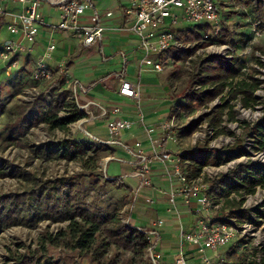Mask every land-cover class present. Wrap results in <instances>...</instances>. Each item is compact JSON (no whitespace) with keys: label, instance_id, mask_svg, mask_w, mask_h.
Returning a JSON list of instances; mask_svg holds the SVG:
<instances>
[{"label":"built area","instance_id":"built-area-1","mask_svg":"<svg viewBox=\"0 0 264 264\" xmlns=\"http://www.w3.org/2000/svg\"><path fill=\"white\" fill-rule=\"evenodd\" d=\"M49 1H52L59 11V21L56 23L49 22L43 15L41 0H0V27L5 25L9 33V37L0 43V63L5 64L8 75L12 74L13 67L25 66L30 72V78L35 81V83L24 85L18 92L17 97L21 102H34L44 94L42 95L44 104L51 106L57 93L64 88L68 89L70 93L67 103L75 104L87 113L86 116L70 122L68 129L77 123L81 125L82 131L87 132V123L99 118L105 119L110 137L95 139L98 144L110 146L118 144L114 138L136 122L129 116L130 113L121 101L133 102V112L139 115L138 121L144 127L150 128L145 120L141 95V81L148 77H142V73L164 71V64L159 57L161 53L173 49L190 48L200 42L209 43L206 46L208 53L233 58L235 52L233 42L228 39L227 42L219 43L217 38L226 28L238 31L241 21L239 17L245 20L247 30L251 34L249 41H256L264 36V17L261 13V8L264 9V0H127L125 8L127 28L137 40L135 51H140L142 54L141 76L138 81L126 76L121 78L118 88L121 98L109 100L111 106L109 113L107 108H98L93 100L83 98L84 95H88L90 85L70 77L66 58L62 62L54 59L60 44V39L56 36L58 32H67L71 37L78 39L84 47H88L103 38L106 26L101 23L97 13L92 17L93 22L85 17L86 12L94 8L91 0ZM188 22L196 23L193 28H198L201 32L200 40L184 39L180 30L186 32L189 28L175 27L179 23ZM44 28L49 31L47 43L43 51L35 55L38 37ZM207 29L210 31L207 32ZM203 50L204 47L198 48L196 53L201 54ZM203 54L205 55V51ZM32 55L34 58L31 57ZM197 57L193 54L187 58L185 61L187 69H192V62ZM61 76L66 79L65 84L59 87L57 84ZM196 87L200 88L201 85L198 84ZM179 109L182 107L177 106L169 119L160 124L161 133L157 137L150 135V153H147L141 141H137L135 147L130 150L135 168L129 174L134 178H140L141 181L136 190V197L140 196L145 187L152 186L149 161L153 159L161 162L167 174L178 180V184L173 186L168 194L167 211L181 215L177 205V199L180 197L188 211L199 216L191 228L185 229L181 226V240L196 247L201 264H233L228 253L236 251L239 256L237 247H242L247 254V262L239 256L242 263L261 264L264 254V218L259 217L256 211L264 210V184H258L254 191H232L228 196H216L211 191L212 180L227 173L230 168H235L236 161L240 160L234 158L228 160L226 164H207L195 174L194 161L186 155V152L192 149L199 153L196 146L200 137L199 132L192 134L193 139L190 140L192 148L186 151L173 152L166 148L168 141H172L179 150V145L185 144L184 141L188 140L184 138L182 129L175 128ZM69 114L70 107H65L59 112L62 117ZM91 140L85 141L93 142ZM92 145L90 143L88 148ZM262 155H264L263 152L258 157L264 158ZM114 158L115 156L111 153L104 155L100 162V169L106 171L107 163ZM169 162L174 166L173 173L170 171ZM105 177L109 178L107 174ZM228 201H241L240 208L247 210L253 216V220L230 215L231 207L226 205ZM133 215L134 207L130 202L119 210L121 220L129 229L137 227L140 231L147 233L149 244L144 258L152 264H159L163 256L159 249V228L164 225L165 219H156L148 228L136 225ZM254 219H259L260 224ZM230 244L227 252L220 250ZM209 251L218 255L213 257L208 253ZM175 261L177 264H186L184 250L181 249L175 256Z\"/></svg>","mask_w":264,"mask_h":264},{"label":"rangeland","instance_id":"rangeland-1","mask_svg":"<svg viewBox=\"0 0 264 264\" xmlns=\"http://www.w3.org/2000/svg\"><path fill=\"white\" fill-rule=\"evenodd\" d=\"M41 3L47 6L48 0H41ZM239 20L241 21L239 22L240 29L238 31L226 28L224 33L217 38L219 43L227 42L228 39L233 42L235 50L233 58H227L215 53H208L206 46L209 43H206L207 45L204 46L203 50L205 51V55L203 54V51L201 54L196 53L198 48L201 47H198L193 53L198 57L193 60L191 70L187 69L185 65V61L189 57L188 56L186 59H181L179 61L171 58L164 59L163 72L145 73L146 75H149V78H145L144 80L142 79V85H146V91L142 95L143 105H145L148 101L156 102L159 104L158 107H165V111L168 113L163 116H161L162 113L154 114L152 119H150V124L148 122L150 127L157 128V126L162 122L168 120V111H170L171 107L176 105L180 100H186V98H181L179 95L186 88L190 74L194 73L196 70L195 61H202V59L207 60L208 58L212 59L213 56H215L213 57L215 61H220L221 58H224L233 62L238 59L239 62L243 63L244 67H242V73L235 81L237 82L242 78H247L248 75L250 76L248 78L249 81H252L251 76H254V79L257 78L261 80V84L256 90V97L261 100V102H264V36L260 37L256 41H249L251 34L249 33V30H247L245 20L242 19V17H239ZM195 25L196 23L188 22L183 24L179 23L175 27L180 28L181 26H185L186 28H193ZM209 31L210 29H207V32ZM186 32L184 33L191 34L190 31ZM56 36L60 39L59 34ZM8 37L9 36H6L5 31H0V43L4 42ZM72 42L78 48L80 47L78 39L73 38ZM66 59L69 61L67 62V68H69L72 65L70 60L71 58L67 56ZM5 67V64L0 63V166L8 169H14L13 166H18L22 172L29 171L36 174L44 181L54 180L59 177H74L80 186L85 190L87 194L85 199L86 207L91 211H95L97 209L95 205L100 209L109 212H113L122 206L124 200L130 196V193H126L128 189L125 188L126 186H124V184L120 181H107L108 179L104 176L105 171L100 169V162L103 156L98 159L97 156L93 154L92 149V151L88 150L84 156L80 155L74 160H69L67 158H45L43 155H39V153L35 151V149L42 150L45 148H52L55 152L61 153L63 152V150L60 149V147L63 148L61 143L66 142L68 139L80 140L79 138H81V135L83 134L85 136L87 132L82 131L81 125L77 123H75L74 126H70V129L64 131L60 129L51 130L43 123L29 127L28 120L25 121L23 127L19 128L18 126L21 118L20 106L30 102H21L20 99H18L17 94L24 85L35 82L30 78V72L25 66L13 67L12 74L10 75L6 74ZM199 69L200 72L203 71L201 66ZM80 73L83 75L82 69L75 75L78 77ZM119 80V76L116 75L112 77L111 81L115 84ZM197 85H195V88L199 89L196 87ZM228 90L229 87H227L226 92ZM42 95L44 96V94ZM42 95L39 100L43 99ZM227 99L230 100V103L233 105V110L235 111L237 118L236 120H231L229 118L227 114L229 109L227 108L220 126H216L211 122V116H213V114L217 111V106L224 104L223 99L219 96L207 104L195 109L192 108L185 110L183 106L178 105L181 106L182 109H179V113H177L175 128L177 130H181L190 124L196 123L197 129L194 132H199L200 135L196 145L197 150H200V146L208 145L209 148L216 149L217 151L223 153V155L232 154L233 157L231 160L234 158L240 160L236 161V167L239 164H246L250 161L264 164V158L262 157L261 159L258 157L259 154L262 152L264 153V149H259L258 141L260 138L255 137V133L252 129L254 125L262 120L264 116V105L256 104L253 107H245L243 105L242 94L236 99L228 98L227 95ZM110 100L112 101L113 99L111 98ZM246 112L256 113L257 115L253 119L247 118L245 116ZM172 113L174 112L172 111ZM76 124L78 126H76ZM134 124L132 126H134ZM213 127L216 130H214ZM142 128L145 129L144 126ZM219 128L224 131L217 133ZM89 129L93 130L91 127ZM18 130L20 132H18ZM159 133L161 132H156L153 136L156 135L155 137H157ZM192 134L186 135L183 133L184 138L188 140L184 141L185 144L181 143L179 145V150L178 146L172 141H168L166 148L173 152L180 150L186 151L188 148H192V143L190 141L193 139ZM97 160H99L98 164L100 167H85L86 162L90 163V165H94ZM245 160H247V162L244 163ZM229 161H226L223 164H226ZM209 165L216 164L210 163ZM112 166L113 163L110 164V168ZM232 169L234 168H230L227 173ZM128 176L132 178L130 174H128ZM97 179L104 182V195L95 193L94 182ZM123 179L130 184L135 183L134 180H130L128 177H123ZM30 186L31 183L24 180V177L0 176V197L8 195L12 192L27 190ZM136 215L137 211H135L133 215L135 219H137ZM194 218L196 221L199 216H194ZM69 223V221L54 222L51 220H42L35 226L23 224H16L10 227L1 226L0 264H14L16 258L20 255L33 254L35 250V255L40 258L45 256L53 262H59L62 260L65 264H74L76 261H79L82 264H90L86 258H80L77 249L65 245L57 246L55 243L51 242L49 236L51 234L54 236L58 231L65 230ZM230 246L231 244L224 246L220 250L227 252ZM237 248H239L237 251L240 253V258L244 262H247L248 259L246 258V252L242 249V247ZM209 254L214 257L218 255L215 252H210ZM228 255L229 259L234 262L235 257L232 255L230 256L229 253ZM131 256H133L132 253H124L122 251L112 249L105 255L103 261L106 263L107 260L112 258L115 264L118 262L119 264H126ZM94 264L101 263L95 262Z\"/></svg>","mask_w":264,"mask_h":264},{"label":"trees","instance_id":"trees-1","mask_svg":"<svg viewBox=\"0 0 264 264\" xmlns=\"http://www.w3.org/2000/svg\"><path fill=\"white\" fill-rule=\"evenodd\" d=\"M261 13L264 17L263 8H261ZM188 30L191 34H186L183 30H180L184 39L200 40L202 38L199 29L189 28ZM206 45V43H198L190 48L173 49L169 52L161 53L159 57L162 62H164V59L169 58L176 61L184 60L193 54L198 47ZM213 57L212 59L195 61L196 70L190 74L186 88L179 95L181 98H186V100L178 101L173 112L178 105L183 106L185 110L195 109L220 96L224 104L218 105L217 111L211 116V122L216 126H220L227 108L229 109L227 112L229 118L231 120L237 119L233 105L227 99V95L228 98L236 99L242 94L245 107H253L256 104L264 105V102H261L256 97V90L260 86L261 80L254 79V76H251L252 81H249L248 78L250 76L248 75L247 78L235 81L242 73L243 63L239 62L238 59L235 62L224 58H221L220 61H215ZM200 66L203 69V73L199 71L201 69H199ZM65 79V77L61 76L57 85L59 87L63 86ZM197 84L201 85L199 89L195 88ZM227 87H229V90L226 92ZM69 93L70 91L66 88L58 92L51 106H46L43 100L22 104L20 106L21 118L18 127H23L25 121L28 120L29 127L45 123L51 130H67L70 122L87 115L77 105L67 103ZM65 107H70V114L62 117L59 112ZM196 129L197 124L193 123L182 128V132L190 135ZM252 129L255 137L260 138L258 141L259 149H264V116ZM19 130L18 132H20ZM222 131L224 130L219 128L218 133ZM90 143L93 145L88 148ZM61 144L63 145V148L60 147L63 150L61 153L55 152L52 148L35 149V151L45 158H67L69 160H74L80 155L84 156L89 149L90 151L93 150V154L98 159L104 156V153L110 151L105 147V144L97 145L92 142H86L83 139H68ZM199 149V153L192 149H188L186 152V155L194 161L195 174L200 172L204 165L210 163L220 165L233 157L232 154L223 155L216 149L209 148L208 145L200 146ZM98 162L99 160L94 165L86 162L85 167H99ZM13 168L8 169L0 166V176L24 177V180L29 181L31 186L27 190L12 192L0 197V227H10L16 224L35 226L42 220L54 222L69 221L70 223L65 230L58 231L54 236L51 234L49 238L57 246L65 245L77 249L80 258H86L90 264L95 262L115 264L112 258L107 260L106 263L103 261L105 255L112 249L133 254L126 264H152L151 261L144 258L145 250L149 244L147 233L140 231L137 227L129 229L119 216V210L129 203L128 199H125L122 206L113 212L102 210L96 205L97 209L91 211L86 207L85 199L87 194L74 177H59L54 180L44 181L29 171L22 172L18 166H13ZM119 180L120 178H116L112 181L117 182ZM94 184L95 193L104 195V182L97 179ZM258 184H264V164L250 161L246 164H239L228 173L221 174L212 180L211 191L216 196H228L232 191H254ZM241 203V201H228L226 205L231 207L229 214L253 220V216L247 210L240 208ZM257 210L259 217L264 218V210ZM254 221L260 224L259 219H254ZM35 252L36 250L33 254L20 255L16 258L14 264H65L62 260L53 262L45 256L40 258L35 255ZM231 255L235 257L233 264H244L236 251L232 252ZM74 264L82 263L76 261ZM261 264H264V254Z\"/></svg>","mask_w":264,"mask_h":264},{"label":"crops","instance_id":"crops-1","mask_svg":"<svg viewBox=\"0 0 264 264\" xmlns=\"http://www.w3.org/2000/svg\"><path fill=\"white\" fill-rule=\"evenodd\" d=\"M91 1L94 8L88 10L85 17L88 21L93 22L92 17L96 13L98 14L101 23L106 26L103 38L97 40L88 47H84L83 44L79 42L80 47L78 48L72 42L73 37H71L70 34L67 32H58L57 34L60 35V44L55 52L54 59L57 62H62L67 56L70 57L72 62V65L68 68L70 77L90 85L88 95H84L83 98L85 100H93L98 108H107L110 113L111 106L109 100L111 98H121L118 93L121 78L126 76L135 81L140 79V57L142 54L140 51H135L137 40L127 28L128 23L126 21L127 15L125 12L127 0ZM41 10L49 22L56 23L59 21L58 8L52 1H48L47 6L41 3ZM109 12H112V14L109 15ZM0 31H5L6 36H9L5 25L0 27ZM48 35V29L44 28L38 37L36 51L34 53L35 55L43 51L47 43ZM31 57L34 58L33 55ZM81 69L83 75L80 73L77 77L75 74L79 73ZM143 73L142 77L149 78V75H146L145 73L156 72L145 71ZM116 75L119 76L120 80L113 84L111 80L112 77ZM142 82L143 81H141V85ZM145 86V84L141 86V95L146 91ZM121 102H123L124 107L130 113L129 116L136 122L134 126H131L128 130L122 131L118 137L114 138L118 144L105 146L110 151L104 153V155L111 153L115 158L107 163V169L104 176L107 174L109 178L106 179L110 182L116 178H120L119 181L128 189L126 193H130V196L127 199L134 207V213L137 211L138 215H136L137 219L133 218L136 225H143L150 228L156 219H165L164 225L159 228V249L163 255L159 260V264H177L175 256L181 249L184 250L187 261L186 264H201L202 261L196 251V247L190 243L182 242L181 240V226L185 229L191 228L195 223L194 216L197 215L188 211L187 206L180 197L177 199V205L181 210V215L178 216L176 213H170L167 211L169 206L168 194L172 187L178 184V180L176 177L167 174L161 162L154 161L153 159L149 161L151 166L152 186L145 187L140 196L136 197V190L141 181L140 178H131L128 176V174L135 168L132 163L133 158L130 150L135 147L137 141H141L147 153H150V135H153L156 132H161V128L160 125H158L157 128H142V123L138 121L139 115L133 112L134 103L130 101ZM158 105V103L150 101L143 105V112L145 113L147 125L148 122L150 124V119H152L154 114L162 113L161 116L168 114L165 111V107H158ZM174 107L175 105L171 107L170 111H168L169 116L172 114ZM87 127L86 135L84 136L82 134L81 138H79L80 140H91L93 137L91 140L93 141L92 143L98 144L96 143L95 138L110 137L105 119H95L94 121L87 123ZM90 127L93 130L89 129ZM112 163L113 166L110 168V164ZM169 168L171 173H173L174 166L170 162ZM123 177H128L130 180H134L135 183H127ZM210 252L213 251H209L208 253Z\"/></svg>","mask_w":264,"mask_h":264},{"label":"bare ground","instance_id":"bare-ground-1","mask_svg":"<svg viewBox=\"0 0 264 264\" xmlns=\"http://www.w3.org/2000/svg\"><path fill=\"white\" fill-rule=\"evenodd\" d=\"M256 115H257L256 113H252V112H246V113H245V116H246L247 118H251V119L255 118Z\"/></svg>","mask_w":264,"mask_h":264},{"label":"water","instance_id":"water-1","mask_svg":"<svg viewBox=\"0 0 264 264\" xmlns=\"http://www.w3.org/2000/svg\"><path fill=\"white\" fill-rule=\"evenodd\" d=\"M49 1V0H48Z\"/></svg>","mask_w":264,"mask_h":264}]
</instances>
